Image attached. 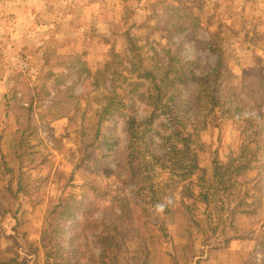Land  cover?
Instances as JSON below:
<instances>
[{"label": "rangeland", "instance_id": "1", "mask_svg": "<svg viewBox=\"0 0 264 264\" xmlns=\"http://www.w3.org/2000/svg\"><path fill=\"white\" fill-rule=\"evenodd\" d=\"M163 1L0 0V136H3L0 150L9 153L19 128L18 120L16 123L10 116L6 94L11 98L27 83L37 85L43 98L37 101V105H41L36 108L38 132L51 152L53 163L51 184L46 187L52 189L51 192L56 193L54 182L60 173L68 175L72 171L76 154L85 142L80 135L82 126L93 121L96 109L110 106L114 113L110 125L116 124L123 142L127 140L128 130L138 136L148 127L153 131V151L159 155L167 151L169 145L165 146L163 139L167 132L166 120L156 115L151 122V109L142 95L148 83L132 79L136 75L131 68L129 42L132 36L144 63L150 66L162 67L161 63L170 54L179 52L177 42L180 40L175 38L174 43L169 39L158 17L164 10ZM176 1L179 5L190 4L194 16L188 32L191 43L184 47L182 57L196 62L197 70L205 73H211L222 61L227 71L222 75L224 84L239 93L246 87L255 90L261 85L262 90L261 86L259 89L263 94L264 0ZM182 12L183 8L173 12L172 23L185 19ZM17 76L21 77L18 82ZM252 98L263 101L264 95L255 92ZM240 118L241 121L234 122L225 117L213 130L214 145L223 163L239 153L246 140L245 115ZM203 136L208 138L209 134ZM155 168V183L163 198L159 211L165 218L170 237L161 251L152 252L145 261L147 264H184V246L193 234L198 241L194 248L195 260L189 264H264V203L256 188L264 178L261 171L248 169L239 179L242 185L235 188L237 194L248 191L255 196L249 201L254 203L250 208L257 207V212H227L226 225H219L218 212H212V222L208 225L201 207L194 211L192 222L176 204L181 197L188 196L182 189H188L189 184L185 183L176 191V201L172 202L170 196L175 190L168 187L171 174L162 170L158 161ZM68 182L69 176H65L64 184ZM162 190L166 192L164 197ZM66 192L79 198L85 195L81 174L76 175ZM2 204L0 196V255H18L26 261L37 258L45 264V248L41 243L45 205L31 208L23 204L14 217L3 213ZM216 226L218 229H209L207 243H202L203 232ZM144 237L154 239L158 231ZM80 246L81 251L75 253L78 261L96 263L94 254L97 255L99 247L92 233L79 242ZM126 249L128 255L145 259L143 242L131 240Z\"/></svg>", "mask_w": 264, "mask_h": 264}, {"label": "trees", "instance_id": "2", "mask_svg": "<svg viewBox=\"0 0 264 264\" xmlns=\"http://www.w3.org/2000/svg\"><path fill=\"white\" fill-rule=\"evenodd\" d=\"M176 2L164 0V10L158 15L169 39L174 43L175 38L180 40L177 42L179 52L170 54L161 63L162 67L145 64L136 40L129 36L131 68L136 75L132 79L148 83L142 95L151 109L150 120L152 122L156 115L164 116L166 120L167 132L163 139L165 146L169 147L165 153L159 155L153 151V131L148 127L142 129L138 136L128 130L127 140L123 142L117 134L116 124L110 125L114 116L110 106L96 109L93 121L82 126L80 135L85 142L76 154L77 161L73 160L72 171L68 175L61 172L54 182L56 193L51 192L52 189L46 188L53 176L51 152L38 132L36 108L41 106L37 101H43L41 91L37 85L27 83L11 98L6 94L10 116L16 123L18 120L19 128L9 153L0 150L3 213L16 217L23 204H29L31 208L45 205L41 234L45 264H81L75 253L81 251L79 242L88 237V233L93 234L99 247L97 255L94 254V264H144L153 251H161L170 234L159 211L163 198L155 183L157 161L162 170L171 174L168 187L175 190L170 196L172 202L176 201V191L185 183L189 184L188 189H182L188 196L181 197L176 204L190 221H194L193 213L200 207L208 225L212 222V212H218L219 225L227 224V212H257V207L250 208L254 203L249 201L255 196L248 191L237 194L235 188L242 185L239 179L248 169L256 168L264 174V100L252 98L255 92L263 97L262 86L255 90L246 87L239 93L223 83L222 75L227 71H224L222 61L211 73H205L197 70L196 62L182 57L184 47L191 43L188 32L194 16L190 4L179 5ZM182 8L185 19L172 23L173 12L177 13ZM166 21L168 23L165 24ZM197 33L198 30L195 31ZM16 80L20 81L21 77L17 76ZM18 93L22 96L17 97ZM242 114L246 120V140L239 153L229 156L223 163L219 149L214 145L213 130L225 117L234 122L241 121ZM207 133L209 136L205 138L203 135ZM173 139L176 141L171 142ZM138 144L140 148H137ZM252 144L255 148H250ZM78 174L83 176L85 186V195L80 198L66 192ZM65 176H69L67 184H64ZM256 188L264 203V178ZM165 195V190H162V197ZM209 229H218V226L208 227L203 232L205 236L201 242L204 244L210 238ZM155 230L158 237L146 240L144 235ZM131 240L143 242L145 259L128 255L126 248ZM197 241L193 234L184 246V264L195 260ZM262 247L264 249V242ZM0 264L43 263L37 258L26 261L18 255L2 254Z\"/></svg>", "mask_w": 264, "mask_h": 264}]
</instances>
